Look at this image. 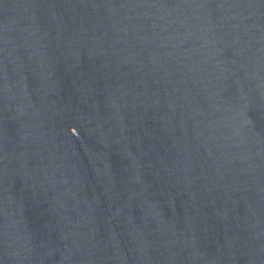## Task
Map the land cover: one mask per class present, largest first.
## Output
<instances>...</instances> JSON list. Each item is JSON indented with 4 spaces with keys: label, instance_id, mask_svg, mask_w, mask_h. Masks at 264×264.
Instances as JSON below:
<instances>
[{
    "label": "water",
    "instance_id": "1",
    "mask_svg": "<svg viewBox=\"0 0 264 264\" xmlns=\"http://www.w3.org/2000/svg\"><path fill=\"white\" fill-rule=\"evenodd\" d=\"M0 264H264V0H0Z\"/></svg>",
    "mask_w": 264,
    "mask_h": 264
}]
</instances>
